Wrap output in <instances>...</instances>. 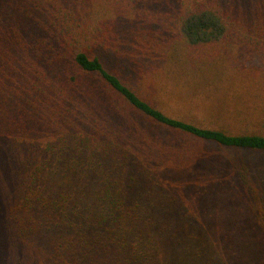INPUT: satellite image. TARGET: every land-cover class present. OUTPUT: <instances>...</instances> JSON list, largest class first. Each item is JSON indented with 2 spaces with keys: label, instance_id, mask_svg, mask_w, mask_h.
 I'll return each mask as SVG.
<instances>
[{
  "label": "trees",
  "instance_id": "1",
  "mask_svg": "<svg viewBox=\"0 0 264 264\" xmlns=\"http://www.w3.org/2000/svg\"><path fill=\"white\" fill-rule=\"evenodd\" d=\"M218 43L264 63V0H0V264H264V158L224 154L264 153V110L155 96Z\"/></svg>",
  "mask_w": 264,
  "mask_h": 264
},
{
  "label": "rangeland",
  "instance_id": "2",
  "mask_svg": "<svg viewBox=\"0 0 264 264\" xmlns=\"http://www.w3.org/2000/svg\"><path fill=\"white\" fill-rule=\"evenodd\" d=\"M154 20L155 27L161 25L157 17H154ZM166 30L167 27L164 32ZM146 46L147 44H145L147 49ZM226 51L228 50L222 43L212 47L192 48L189 52L183 45L171 49L166 73L156 79L157 85L162 87L155 96L165 110L192 121L221 123L232 131L246 129L240 118L233 114L235 109L245 111L252 116L262 114L264 63L243 53L229 52L227 55ZM153 53L149 52L151 56ZM190 59L199 64L192 67L187 64ZM126 63L125 60L121 65L125 68ZM136 84L140 85V83ZM224 154L229 158L238 155L264 158V153L252 154L238 150H226ZM30 254L32 255V252ZM43 261L42 264H46Z\"/></svg>",
  "mask_w": 264,
  "mask_h": 264
}]
</instances>
